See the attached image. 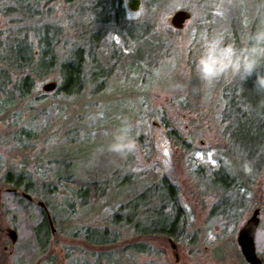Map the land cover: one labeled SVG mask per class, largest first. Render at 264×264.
<instances>
[{
  "label": "rangeland",
  "instance_id": "1",
  "mask_svg": "<svg viewBox=\"0 0 264 264\" xmlns=\"http://www.w3.org/2000/svg\"><path fill=\"white\" fill-rule=\"evenodd\" d=\"M179 1L171 10H163L161 14L157 29L166 44L163 45L164 50L155 66L145 69L140 67L137 72L129 73L134 77L126 75L115 79L100 91L90 84V79H86L87 88L68 97L56 90L47 93L43 89L48 81L54 80L59 84L60 77L55 72L45 77H36L30 97L20 100L16 92L12 95L15 105L0 114V264H41L45 254L55 249L59 251L61 264H66L64 253L59 249L65 248L64 244L70 245V242L58 230L63 227L65 218L61 219V224L54 220L49 243L44 242L45 239L36 228L40 225V202L45 201L26 192L32 197L29 199L23 194L22 188L15 189L4 181V174L11 167L18 172L29 171L39 186L42 182L57 184L58 191L50 195L49 201L59 203L67 192V187L56 181V171H50L55 158L59 161L57 167L60 175L67 174L65 166L75 170L82 165L94 168L100 161L101 169L110 164L113 166L112 171L106 174L107 177L113 176L110 187L113 191L106 192L90 209V214L95 215L93 217L96 221L103 217L101 214L108 217L120 203H126L149 184L154 186L159 183L162 175H167L177 187L180 201L192 223L190 232L197 230L196 239L192 240L196 243L190 241L189 232L180 240L161 235L146 238L152 248L139 253H123L113 264H241L240 259L245 258L236 239L240 228L255 208H260L256 247L264 261V156L260 157V153L254 155L253 160H244V154H237L226 148L227 140L221 137L218 129L223 109V103L219 100V86L212 85L208 87V91H201L200 86L190 93V96L195 97L208 92L209 102L202 107L203 112L198 107L197 99L192 102V108L201 113H190L188 108L183 107L184 98L189 94L185 87L189 76L186 69L191 68L190 61L196 64L203 39L201 35L197 39L191 35L195 23L194 13L183 28L177 29L171 25V14L177 9H186L185 4H193L196 0ZM124 5L129 17L142 15L141 5L138 11H132L127 6V0ZM68 27L69 25L66 30ZM4 28V20L0 17V29ZM69 34L67 37L72 38L73 32L70 31ZM68 44L73 46L70 42ZM58 51L63 56V48ZM155 112L159 115L153 114ZM14 113L20 117L18 123L13 121L18 119L13 116ZM163 116L183 133L186 142H192L190 147H185L181 141L177 144L175 139L169 137ZM29 121L38 129L40 138L30 142L25 140V149L14 138L19 129L31 124ZM125 121L133 126L131 136L138 149L134 154L128 155L133 161L126 162L119 168L107 159L116 157L109 150V145L113 139L112 134ZM235 158V166L230 170L235 178V185L230 192L221 193L203 169L214 171L221 165L230 168ZM129 172L133 173L131 177L127 175ZM142 173L150 175L146 177ZM115 183L121 184L117 186ZM223 199L234 202L226 205L231 210L226 206L219 208L218 204ZM157 204L159 202L153 200L149 206L156 208ZM165 204V212L170 213L171 203L166 201ZM25 210L29 211V215ZM153 216L155 223L164 218L169 223L172 220L167 214L157 213ZM59 219L60 217L57 218L58 221ZM10 229L16 230L18 234L15 242L9 235ZM127 229L122 231L123 238H140L134 233V229ZM191 243L200 248L196 249L197 258L191 256ZM71 244L77 258V247L81 244L74 240ZM215 245H223L224 250L214 253ZM45 246L48 249L46 253L39 254ZM105 261L106 258H103L101 264H108Z\"/></svg>",
  "mask_w": 264,
  "mask_h": 264
},
{
  "label": "trees",
  "instance_id": "2",
  "mask_svg": "<svg viewBox=\"0 0 264 264\" xmlns=\"http://www.w3.org/2000/svg\"><path fill=\"white\" fill-rule=\"evenodd\" d=\"M124 2L125 0H0V17L5 23V28L0 29V114L15 105L12 99L15 92L20 100L32 95L36 77L58 72L60 81L55 90L68 97L86 89V79H90V84L100 91L115 79L126 75L134 77L129 73L137 72L140 67L145 69L155 66L164 50L163 45L166 44L157 29L161 14L163 10H171L180 1L142 0L143 12L138 17H129ZM184 6L194 13H191L195 17L191 35L196 39L200 35L204 39L206 35L223 33L226 42L243 46L249 33L264 22V0H196L193 4ZM70 31L73 32L72 38L67 37ZM69 42L73 44L72 47ZM61 48L63 56L58 51ZM190 63L192 66L186 69L189 76L185 81L189 94L184 98L183 107L188 108L190 113H201L192 108V102L197 99L198 107H204L208 101V92L195 97L190 96V93L200 86L201 91H208V86L198 79L195 65L191 61ZM255 79V75L243 82L239 78L224 77L213 84V87L221 88L219 100L223 103V109L218 128L221 137L227 140L226 148L231 152L244 154V160H253L254 155L260 153V157L264 156V91L255 90ZM153 114L159 115L156 112ZM13 116L18 118L13 120L18 123L19 115L14 113ZM162 120L168 127L170 138L175 139L177 144L181 141L185 147L191 146L192 142H186L183 133L176 126L164 116ZM29 122L31 124L19 129L14 138L25 149V140L30 142L40 138L34 123ZM122 159L116 154V157L111 156L107 161L119 168L124 163L133 161L131 156ZM236 160L237 158L233 160L230 168L224 165L214 171L202 168L221 193L233 190L235 178L231 171ZM101 162L94 168L82 165L75 170L65 166L67 174L60 175L57 167L59 161L56 158L52 160L53 167L51 166L50 171H56V181L64 184L68 192L59 203L49 201L50 195L58 191L55 182H42L39 186L31 172H18L12 170V167L4 174V181L10 187L19 190L22 188L45 201L38 214L40 225L37 223L36 228L45 239L44 242L49 243L48 238L52 232L50 220L61 224V219L65 218L62 229L58 227V230L70 242V245L64 244L66 249H59L64 253L66 264H101L103 258H106L105 262L108 264H113L123 253H139L152 248L146 238L160 235L180 240L189 232L190 241L196 239L197 230L190 232L192 223L180 201L177 187L167 175H162L159 183L154 186L149 184L126 203H120L108 217L101 214L103 217L96 221L93 217L95 215L90 214V209L106 192L113 191L110 189L113 176H106L113 166L110 164L101 169ZM132 174L127 173L130 177ZM148 175L150 174L142 173V176ZM153 200L159 202L156 208L149 206ZM166 201L171 203L170 213L165 212ZM220 202L219 208L234 203L224 199ZM227 209L231 210V207ZM25 212L29 215V211ZM157 213L167 214L172 220L169 223L164 218L155 223L152 218ZM59 217L60 221L57 220ZM130 227L140 236L139 239L123 238L122 231ZM72 240L81 244L77 247V258L74 256L76 252L71 244ZM193 243L190 253L193 258H197L196 249L200 248H196ZM46 248L47 246L42 247L39 254L44 255L48 250ZM220 250H224L223 245H215L213 248L216 254ZM45 255L41 264H61L58 250L49 251ZM233 256L236 258L234 254ZM240 261L241 264H247L242 259Z\"/></svg>",
  "mask_w": 264,
  "mask_h": 264
},
{
  "label": "clouds",
  "instance_id": "3",
  "mask_svg": "<svg viewBox=\"0 0 264 264\" xmlns=\"http://www.w3.org/2000/svg\"><path fill=\"white\" fill-rule=\"evenodd\" d=\"M264 22L250 32L243 46L226 42L223 33L206 35L195 64L198 79L211 87L224 77L239 78L242 82L255 75L254 87L264 91ZM132 125L125 121L112 134L109 150L127 158L134 154L138 145L131 136Z\"/></svg>",
  "mask_w": 264,
  "mask_h": 264
},
{
  "label": "water",
  "instance_id": "4",
  "mask_svg": "<svg viewBox=\"0 0 264 264\" xmlns=\"http://www.w3.org/2000/svg\"><path fill=\"white\" fill-rule=\"evenodd\" d=\"M127 6L132 11H138L140 5H142V0H127ZM192 12L188 9L180 8L174 11L171 14V25L174 28L181 29L185 26V23L192 18ZM58 84L56 81H48L43 85V89L47 91H53L57 88ZM41 205H44L43 202H40ZM260 208H255L252 215L247 218L245 224L240 228L237 236V241L240 246L242 256L245 258L249 264H264L263 259L259 256L256 247V234L260 224ZM52 223V221H51ZM9 235L12 238V241H16L18 234L16 230H10Z\"/></svg>",
  "mask_w": 264,
  "mask_h": 264
},
{
  "label": "flooded vegetation",
  "instance_id": "5",
  "mask_svg": "<svg viewBox=\"0 0 264 264\" xmlns=\"http://www.w3.org/2000/svg\"><path fill=\"white\" fill-rule=\"evenodd\" d=\"M16 189V188H15ZM23 194L25 195V196H27L29 199H31L32 197L29 195V194H27L25 191L23 192ZM42 206V208L44 207V205H41ZM45 209V208H44ZM50 219V218H49ZM50 222H51V220H50ZM52 224V223H51ZM11 230V229H10Z\"/></svg>",
  "mask_w": 264,
  "mask_h": 264
}]
</instances>
